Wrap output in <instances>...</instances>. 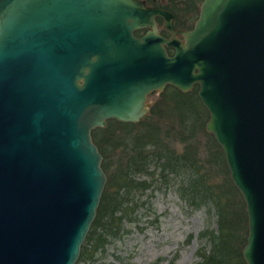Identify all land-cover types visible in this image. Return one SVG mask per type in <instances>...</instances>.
I'll return each instance as SVG.
<instances>
[{
	"label": "water",
	"instance_id": "obj_1",
	"mask_svg": "<svg viewBox=\"0 0 264 264\" xmlns=\"http://www.w3.org/2000/svg\"><path fill=\"white\" fill-rule=\"evenodd\" d=\"M174 22L139 0H0V264H76L108 180L92 132L196 84L245 201L243 258L264 264V0H204L193 30Z\"/></svg>",
	"mask_w": 264,
	"mask_h": 264
},
{
	"label": "rangeland",
	"instance_id": "obj_2",
	"mask_svg": "<svg viewBox=\"0 0 264 264\" xmlns=\"http://www.w3.org/2000/svg\"><path fill=\"white\" fill-rule=\"evenodd\" d=\"M145 1L174 12L176 26L186 30L201 0ZM196 85L188 93L167 86L150 96L149 114L137 125L109 121L93 132L109 177L108 197H117L118 180L122 185L128 179L130 187L119 188L117 201L123 207L115 216L123 217L122 222L109 226L111 211L102 223L109 226L107 232L99 228L97 236L91 226L76 264H198V252L208 244L202 234L219 229L218 198L233 215H241L233 264H247L240 257L248 234L245 201L231 180L221 147L206 131L210 115ZM202 183L214 192L208 200L197 196L196 185Z\"/></svg>",
	"mask_w": 264,
	"mask_h": 264
},
{
	"label": "trees",
	"instance_id": "obj_3",
	"mask_svg": "<svg viewBox=\"0 0 264 264\" xmlns=\"http://www.w3.org/2000/svg\"><path fill=\"white\" fill-rule=\"evenodd\" d=\"M113 121L123 126L133 125V124H123L116 120H110V122H113ZM96 145L98 146V144ZM98 148L101 154L103 155L102 150L100 149L99 146ZM138 158L141 161L144 160L143 157H138ZM139 159H135V160H139ZM131 165H134V164L131 162L130 167L132 168ZM134 166L135 167L138 166L137 161H135ZM102 168L105 171V167L103 166V163H102ZM128 176L130 177V174ZM118 181L120 182V180ZM118 181L117 183H118L119 188H121L122 185H124V188L130 187L128 179H127V183L123 182L124 180H121V183H123L122 185L121 184L119 185ZM108 182H109V177H108ZM108 182L105 187V190H104V193H103V196H102V199H101L98 211H97V217L92 225V228H93L92 232H96L97 236H98L97 230L99 228H101L104 232H107L108 231L107 229H109V226L118 227L120 222H122L121 218H123V217L117 218L115 216L116 214H118V211L121 210L123 207L122 206L123 202L117 201V197H119L120 189L118 188L117 197L115 199H113L111 196H110L111 198L108 197V191H109ZM196 187L198 188V191L196 193H197V196H199L198 197L199 199L202 198V200L203 199L208 200L214 194V192L210 190L209 187L204 183H202L201 186L196 185ZM216 207H217V214L219 218V221H218L219 229L217 232L206 231L205 233L202 234V238L205 239L208 244L199 250L198 254H199V257L201 258V262H199L198 264H233V261L236 258L235 257L236 252H235V248L233 247V244L236 238V232H235V229L237 228L236 225L240 224L241 215H237V216L233 215L231 209L227 206V204L226 205L223 204L222 198L220 199L218 198V204ZM110 212L111 214L109 215ZM123 212H124V216L127 215V212L125 210H123ZM105 214L109 215L108 216L109 218L107 217L109 221V226L102 225V223L104 222V218L106 217ZM234 214L236 213L234 212ZM247 237H248V234H247ZM247 237L245 239L244 244H246L247 242ZM99 243H100V240H97L94 246L95 248L94 251L97 250V246L99 247ZM83 255H85V252H83ZM237 256H238V252H237ZM240 257L245 262L242 253L240 254Z\"/></svg>",
	"mask_w": 264,
	"mask_h": 264
},
{
	"label": "flooded vegetation",
	"instance_id": "obj_4",
	"mask_svg": "<svg viewBox=\"0 0 264 264\" xmlns=\"http://www.w3.org/2000/svg\"><path fill=\"white\" fill-rule=\"evenodd\" d=\"M139 1H142V2L145 4V6L148 7V8H161V9H164V10H166V11L171 12V13L174 14V16H175V22H174V27H175V29H181L180 27L176 26V19H177V18H176V14H175L174 12H172V11L166 9V8H163V6H150V5H148V3H147L145 0H139ZM203 1H204V0H201V1H200V4H199V6H198V8H197V15H196V18H195V20L193 21V24L191 25V27H190L189 29H186V30H184V29H181V30H183V31H191V30H193V29L195 28L196 21L198 20V18H199V16H200V13H201V5H202ZM155 20H156V22H157V24H158V28L160 29V34H161L164 38H166V39L170 38L171 35H170L167 31H165L164 28H163V25H164V21H163V19H162L161 17H157ZM146 32H147L146 29L137 30V31L134 32V36H135L136 38H141L142 36H144V35L146 34ZM177 38L183 40V37H182L181 35H178ZM167 50H169V51L172 53L171 55L174 54V50H173V49H167ZM79 85H80V86H83V85H84V80H83V79H81V80L79 81ZM195 86H197V85H195ZM198 86H199V85H198ZM194 88H195V87H194ZM194 88H193V89H194ZM158 92H161V91H153L152 93H150V94L148 95V97H147V103H148V104H150V103H149V97L152 96V95H154V94H156V93H158Z\"/></svg>",
	"mask_w": 264,
	"mask_h": 264
}]
</instances>
